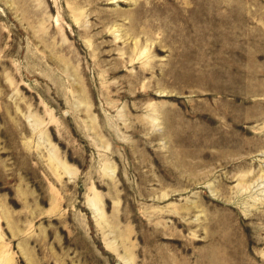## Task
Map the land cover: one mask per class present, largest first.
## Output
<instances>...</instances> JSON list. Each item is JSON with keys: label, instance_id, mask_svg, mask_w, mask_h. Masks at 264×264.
I'll return each mask as SVG.
<instances>
[{"label": "rangeland", "instance_id": "rangeland-1", "mask_svg": "<svg viewBox=\"0 0 264 264\" xmlns=\"http://www.w3.org/2000/svg\"><path fill=\"white\" fill-rule=\"evenodd\" d=\"M0 264H264V0H0Z\"/></svg>", "mask_w": 264, "mask_h": 264}, {"label": "bare ground", "instance_id": "bare-ground-1", "mask_svg": "<svg viewBox=\"0 0 264 264\" xmlns=\"http://www.w3.org/2000/svg\"><path fill=\"white\" fill-rule=\"evenodd\" d=\"M210 8V7H209ZM213 9V8H212Z\"/></svg>", "mask_w": 264, "mask_h": 264}]
</instances>
